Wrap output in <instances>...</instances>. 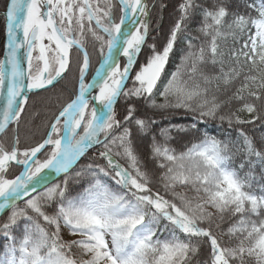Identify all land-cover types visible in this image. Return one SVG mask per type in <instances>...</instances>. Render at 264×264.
I'll use <instances>...</instances> for the list:
<instances>
[{
  "label": "snow or ice",
  "instance_id": "obj_1",
  "mask_svg": "<svg viewBox=\"0 0 264 264\" xmlns=\"http://www.w3.org/2000/svg\"><path fill=\"white\" fill-rule=\"evenodd\" d=\"M194 7V0H183L180 18L158 47L148 42L147 0H7L0 135L18 129L28 93L50 91L67 78L73 55L78 74L41 141L22 150L18 133L11 145L0 140V214L10 212L0 225L9 242L0 264H264V142L240 128L235 152L214 137L178 152L170 129H161L163 140L153 136L151 154L164 170L158 181L164 194L154 190L134 146L132 125L147 133L155 123L137 114L140 101L153 109L182 108L200 121L227 119L229 126L264 122V0L243 12L226 0L204 8L198 28L204 39L187 41L180 64L161 84ZM229 36L231 47L223 43ZM89 42L100 56L91 76ZM221 85L231 93L226 99L217 95ZM122 99L125 113L118 118ZM226 105L234 107L227 115ZM96 146L104 163L76 172L90 180L68 195L72 170ZM239 152L245 154L240 169L248 166L243 176L229 163ZM13 165L22 170L10 178ZM20 220L18 238L12 229ZM62 228L78 238L65 240Z\"/></svg>",
  "mask_w": 264,
  "mask_h": 264
},
{
  "label": "trees",
  "instance_id": "obj_2",
  "mask_svg": "<svg viewBox=\"0 0 264 264\" xmlns=\"http://www.w3.org/2000/svg\"><path fill=\"white\" fill-rule=\"evenodd\" d=\"M217 0H194L195 7L190 10V17L184 22L183 29L178 33L177 42L174 46L173 53L170 54L169 63L166 66L165 74L162 77L161 84L167 82V78L175 71L177 65L180 64L181 56L187 49V41L194 39L193 43L199 44L204 38L198 31L202 20V10L204 8H210L215 4ZM232 10H239L243 12L248 4L255 3L259 6L261 0H226ZM7 0H0V12L5 11V4ZM183 3V0H147L148 4V24H149V37L148 42H155L158 47H160L170 34L171 28L180 18L179 5ZM114 14L117 18L120 15L119 6L117 5L114 9ZM253 15L255 13L253 12ZM4 33H5V19L0 15V58L3 54L4 48ZM227 47L232 46V37L229 36L226 41L223 42ZM88 50L91 55V67L89 70L90 76L94 74L95 69L99 67L100 56L93 44L89 42ZM147 49H145V53ZM145 53L141 54V60H143ZM77 61L78 58L73 55L71 63V72L67 73V78L60 80L54 88L50 91H41L39 93H31L27 104L24 107V111L20 116L19 127L17 129L16 125L11 126L12 130L8 131L6 135H3L0 140H4L8 145H11L14 137L19 136V147L23 150L26 147L33 146L37 142L41 141L49 127L53 122L55 116L60 111L61 107L70 99L75 85L77 76ZM122 60V64L124 63ZM209 71V69H206ZM219 69L215 70L218 74ZM131 84L129 83V87ZM234 90V89H233ZM213 91L215 88L213 86ZM231 93H225L223 91V86L221 85V91L217 93L220 99H226ZM156 102L158 104L164 103L163 99L157 95ZM138 115H147L155 120V123L151 125L150 130L147 133L137 132L135 126L133 128V142L136 147L137 153L141 158L142 166L145 170L149 172L152 176L154 184V190L159 189L162 194L163 188L159 184V176L164 171L156 166L155 161L151 154V144L152 138L155 136L158 140H163L160 135L161 129H170V140L169 143L178 152L186 151L187 148L191 147L193 144L201 143L203 140L209 137H214L218 141H222L229 145L231 152L236 151V147L240 145L238 141V129L243 128L259 145L264 142V122L256 120L252 124L246 125H236L233 123L229 126L227 119L221 121L218 117L216 119H205L200 121L198 114L194 112L186 111L182 108H160L153 109L145 105L142 101L138 102ZM118 118H122L125 113V102L122 99L116 106ZM234 110L232 105H226L222 109V113L227 115L229 110ZM243 119H250L251 117L247 113H240ZM255 115V114H253ZM195 124V127L192 125ZM185 129V130H181ZM102 150L100 146H96L94 149H89L88 153L80 159L76 167L72 170L69 177L68 185V195L74 196L81 192L85 187H87L90 177L87 175L76 176V172L81 171L88 165L92 164H102L104 163L98 156V151ZM43 158V157H41ZM119 159V158H118ZM245 159V154L243 152L236 153L232 160L229 162L230 166L235 167L241 174L244 175L248 171V166L246 165L244 169H240V162ZM255 161V157L251 158ZM121 163H124L121 160ZM22 169L13 165L10 168L9 176L14 178L18 175ZM256 174L260 172V167L257 165L255 169ZM106 182L114 184V181L110 177L104 178ZM61 177L58 182L62 181ZM117 186V185H116ZM118 187V186H117ZM23 203V202H22ZM20 203V204H22ZM57 205L55 203L47 206L46 210L49 214L54 213ZM10 215V212L7 214ZM7 215H3L0 218V225L7 221ZM24 221H18L17 226H15L12 231L17 237L21 235V227L24 225ZM43 223V221H41ZM5 239L3 237L2 231H0V255L4 252ZM207 246H204V250Z\"/></svg>",
  "mask_w": 264,
  "mask_h": 264
},
{
  "label": "rangeland",
  "instance_id": "obj_3",
  "mask_svg": "<svg viewBox=\"0 0 264 264\" xmlns=\"http://www.w3.org/2000/svg\"><path fill=\"white\" fill-rule=\"evenodd\" d=\"M4 39H5V33H4ZM45 43H47V41H45ZM3 50H4V48H3ZM3 55V54H2ZM33 55H36V53H34ZM35 61H34V65H35ZM121 65H123L122 63H121ZM107 183H109V182H107ZM112 187H114V188H117V186L116 185H114V184H111V183H109ZM19 206L20 207H23L24 205H23V203L22 204H19ZM222 227L223 228H226L227 227V224H224V225H222ZM61 235H62V237L65 239V240H70V239H77L78 237H72V236H70L69 234H68V232H67V230L66 229H63L62 228V230H61ZM20 236V235H19ZM19 236H18V238H19ZM7 243H9V242H5V246H4V250H5V248L7 247ZM74 251H78V250H74ZM3 257V253L0 255V258H2Z\"/></svg>",
  "mask_w": 264,
  "mask_h": 264
},
{
  "label": "water",
  "instance_id": "obj_4",
  "mask_svg": "<svg viewBox=\"0 0 264 264\" xmlns=\"http://www.w3.org/2000/svg\"><path fill=\"white\" fill-rule=\"evenodd\" d=\"M0 15L1 16H3L4 17V19H5V39H4V50H3V55H2V57L0 58V60H3V59H5V55H4V53H5V50H6V43H7V34H6V18H5V11H3V12H0ZM146 19H147V21H148V16L146 17ZM20 39H22V34L20 35ZM22 52H23V49L21 50ZM25 66V65H24ZM31 93H28V96L30 95ZM25 107V106H24ZM22 114V113H21ZM13 126V125H12ZM3 135H0V139H1V137H2ZM82 158V157H81ZM79 162V161H78ZM61 177H63V176H61ZM60 177V178H61ZM59 178V179H60ZM21 202H23V201H21ZM21 202H18L19 204L21 203ZM4 214H0V218L3 216Z\"/></svg>",
  "mask_w": 264,
  "mask_h": 264
},
{
  "label": "bare ground",
  "instance_id": "obj_5",
  "mask_svg": "<svg viewBox=\"0 0 264 264\" xmlns=\"http://www.w3.org/2000/svg\"><path fill=\"white\" fill-rule=\"evenodd\" d=\"M123 59H124L123 57L120 58V63L122 62ZM25 67H27L26 63H25Z\"/></svg>",
  "mask_w": 264,
  "mask_h": 264
}]
</instances>
